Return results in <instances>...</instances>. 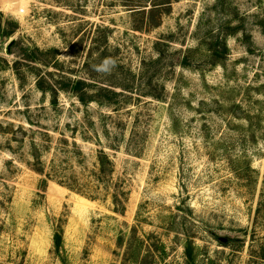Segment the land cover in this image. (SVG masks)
<instances>
[{
	"label": "rangeland",
	"instance_id": "374dc122",
	"mask_svg": "<svg viewBox=\"0 0 264 264\" xmlns=\"http://www.w3.org/2000/svg\"><path fill=\"white\" fill-rule=\"evenodd\" d=\"M0 264H264V0H0Z\"/></svg>",
	"mask_w": 264,
	"mask_h": 264
},
{
	"label": "trees",
	"instance_id": "16d2710c",
	"mask_svg": "<svg viewBox=\"0 0 264 264\" xmlns=\"http://www.w3.org/2000/svg\"><path fill=\"white\" fill-rule=\"evenodd\" d=\"M84 83L79 81L76 83L75 90L81 91V86ZM115 94V93H114ZM85 95H81L79 100L85 101ZM57 170V171H56ZM34 171L41 176H44V183L53 177L48 174L45 176L44 165L40 160H37ZM55 179L59 184L66 187L72 192H75L90 200H102L105 196H111V202L116 213L124 214L126 212V204L128 193L123 189L124 185L117 182L114 178L115 164L113 159L104 150L97 152V168L95 171L88 172L82 177H67L66 170L58 167H53ZM50 176V178H48ZM63 245V236L60 231H57L54 237V247L59 253Z\"/></svg>",
	"mask_w": 264,
	"mask_h": 264
}]
</instances>
